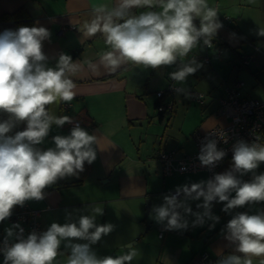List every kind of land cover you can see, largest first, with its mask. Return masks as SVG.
<instances>
[{"label":"crops","instance_id":"crops-1","mask_svg":"<svg viewBox=\"0 0 264 264\" xmlns=\"http://www.w3.org/2000/svg\"><path fill=\"white\" fill-rule=\"evenodd\" d=\"M156 2L160 8L149 13ZM216 4L217 13L208 10ZM163 8L172 10L170 20H154ZM20 9L24 24L3 20ZM132 9L137 14L122 25L123 13ZM226 16L231 24L222 21ZM195 31L211 34L223 54L197 44L198 58L190 62L184 47ZM0 50V63H6L0 69V209L30 205L42 211L52 250L48 264H189L204 253L264 264V224L255 225L264 203L245 206L251 199L246 191L255 185L264 198V167L256 159L263 152L246 158L263 170L254 174L259 182L232 188L217 201L198 192L208 185L207 173L165 177L158 161L160 150L194 154L195 132L227 124L218 110L226 88L239 79L244 97L256 91L250 99L264 101V0H0ZM206 56L211 64L203 62ZM229 65L230 78L236 73L232 82L222 75ZM193 68V86L204 87L208 103L188 137V93L173 97L170 116L158 112L154 94L167 90L171 73L184 85ZM41 78L48 80L33 83ZM65 103L71 104L67 110ZM65 116L88 128L75 135L61 124ZM36 145L48 158L41 198L28 188L27 158ZM244 160H236L235 173H249ZM83 162L89 164L85 176L69 171V163ZM176 191L182 195L173 200ZM229 209L238 215L222 222ZM163 224L168 229L160 238ZM14 234V225L0 223V239ZM35 257L30 246L0 256V264H33Z\"/></svg>","mask_w":264,"mask_h":264},{"label":"built area","instance_id":"built-area-1","mask_svg":"<svg viewBox=\"0 0 264 264\" xmlns=\"http://www.w3.org/2000/svg\"><path fill=\"white\" fill-rule=\"evenodd\" d=\"M214 13L219 11V5L208 8ZM223 22L232 23L230 17H223ZM216 22V21H215ZM71 29L62 28V32ZM74 29V28H72ZM202 45L206 50L215 49L219 55L223 54L224 49L214 41L211 34L205 31H195L187 37L185 43V56L190 62L197 60L198 56L194 54L193 48ZM0 50V55H3ZM143 57V54L141 55ZM252 57L247 56L243 59V65L248 66ZM205 64H211V59L206 56L203 58ZM6 65L0 63V69ZM178 75L171 73L168 76L169 87L166 91L157 92L158 106L157 110L161 115L170 116L175 109L173 97L182 92V88L177 84ZM245 83L236 81L232 86L225 90V97L221 99L218 113L228 120L226 125H218L207 132H195L193 139L195 141L196 151L194 154H183L178 150H160L158 161L162 166V174L170 177L176 174L188 175L205 172L209 176L208 185L200 187L198 192L202 195H208L212 201L227 198L232 188L239 186L251 187L255 182V176L247 172L235 173L227 180H221V170L229 159L244 160L250 155L264 153V101L259 99H250L243 96L242 89ZM191 101L204 106L207 96L200 92H189ZM170 97V100L167 98ZM71 104L65 103L63 109H69ZM27 120L35 126L43 125L39 117L27 116ZM61 124L68 127L75 135L80 134L88 127L80 120L65 116L61 119ZM30 168V179L28 188L31 194L36 198H41L43 193V169L48 162L45 148L36 145L28 155ZM182 192L172 193L173 200L181 197ZM48 209V208H47ZM46 209V210H47ZM178 206L174 205L172 215L178 216ZM42 211H39L30 205H23L17 209H0V223L7 221L14 225L15 234L11 239H0V256H8L21 249L34 246L36 257L33 264H48L52 250L48 237L40 223ZM261 217L255 222V225L264 224V207L261 209ZM167 225L160 226V238L167 231ZM189 264H235L228 254L224 253L212 256L204 253L194 258Z\"/></svg>","mask_w":264,"mask_h":264},{"label":"rangeland","instance_id":"rangeland-1","mask_svg":"<svg viewBox=\"0 0 264 264\" xmlns=\"http://www.w3.org/2000/svg\"><path fill=\"white\" fill-rule=\"evenodd\" d=\"M165 5V2H164ZM160 6L158 4V2H156V5L154 6V8L152 10H149V13L154 12L155 10L159 9ZM156 13V12H155ZM172 10H166L165 8L161 9L160 11L157 12L156 15L153 16L154 20H170V18L172 17ZM167 23H162V24H157L160 29L161 28H167ZM170 24V23H169ZM229 54H231L230 52L227 53V57L229 56ZM225 56V57H226ZM247 67V66H246ZM233 70L232 66H226L224 67V70L222 71V75L224 76L225 80H227V82H232L233 80H235L236 78V73L233 74L230 78V73ZM193 75H196V69H190L188 71V73L185 76V83L184 85L182 84V82H177L178 86H180L182 88V92L184 93H189V92H200V93H205L206 95H208L206 93V91L204 90V87H200L199 85H195V87L193 86L194 84H196L195 80L193 79ZM259 76L260 79L264 82V70L259 72ZM231 80V81H229ZM239 80H243V79H239ZM246 81V80H245ZM226 82V81H225ZM182 84V85H181ZM231 84V83H229ZM169 86H167L168 89ZM262 87V86H261ZM263 90V88H262ZM260 91V90H259ZM256 91H254V94L248 96L247 98H257L258 94H255ZM258 92V91H257ZM154 97H156V93L154 94ZM157 98V97H156ZM191 100V99H190ZM192 103V107L193 109L190 110L187 122H186V126H185V133L188 134V137H190V134L192 133L191 131L194 130L195 126L198 124V122L201 120V111H203V106L195 103V102H191ZM208 103V97L206 100V104ZM198 108V109H196ZM182 121V118H180V122ZM242 167H245L246 165L249 166V173L251 174H255L256 176H260L261 173H263V170L260 168L259 164L257 163V161L255 160V158L249 157L248 159L244 160L241 162ZM258 180H256L257 182ZM255 182V183H256ZM259 182V181H258ZM252 190H247V194L251 199L249 201H245V206L246 204L249 205V208L252 207H260L261 204L264 203V198H262V196H260L261 194H259L257 190V186ZM244 189V188H242ZM255 191V192H254ZM210 205H215L212 202H209ZM229 206V205H228ZM231 207V205H230ZM229 207V208H230ZM243 205H240L239 208H242ZM227 212V211H226ZM238 215L237 210L236 211H232L231 209L228 210V214L224 216V218L220 219L222 222H225V220H227L226 222H230L232 221L236 216ZM4 258H0V260H3Z\"/></svg>","mask_w":264,"mask_h":264},{"label":"trees","instance_id":"trees-1","mask_svg":"<svg viewBox=\"0 0 264 264\" xmlns=\"http://www.w3.org/2000/svg\"><path fill=\"white\" fill-rule=\"evenodd\" d=\"M25 12V9H20L18 10L17 12L13 13V14H5L3 16V20H13V21H16V22H19L21 24H24V20H22L23 16L22 14H24ZM137 13L135 10H128L126 12L123 13V18H122V25L127 22V20L132 17V16H135ZM28 23V22H27ZM29 28L31 27V25L28 26ZM158 41H162L164 42V39L163 40H158ZM26 66H28V64H26ZM48 80L47 78H41V79H36L33 81V83H38V82H42V81H46ZM159 103H157L156 106H158ZM263 139H264V132H263ZM68 169L69 171L71 172H78L81 176H85L88 171H89V164H87L86 162H83L82 164L80 165H76V164H73V163H69L68 164ZM80 169H83V171H81ZM238 169V163L236 162V159H229L223 169L221 170L222 171V178L221 180H227L229 179L230 177H232V175H234V173L237 171Z\"/></svg>","mask_w":264,"mask_h":264},{"label":"water","instance_id":"water-1","mask_svg":"<svg viewBox=\"0 0 264 264\" xmlns=\"http://www.w3.org/2000/svg\"><path fill=\"white\" fill-rule=\"evenodd\" d=\"M12 68H14V66H12V67H8V68H6L5 70H9V69H12ZM256 159H257V161L260 163V165H261L262 167H264V153H263L262 155L257 156Z\"/></svg>","mask_w":264,"mask_h":264}]
</instances>
